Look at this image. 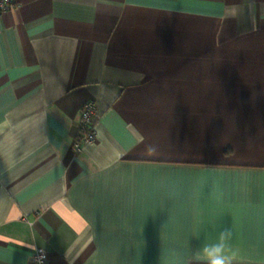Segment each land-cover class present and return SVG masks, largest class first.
Returning a JSON list of instances; mask_svg holds the SVG:
<instances>
[{
  "label": "crops",
  "instance_id": "0c3cea01",
  "mask_svg": "<svg viewBox=\"0 0 264 264\" xmlns=\"http://www.w3.org/2000/svg\"><path fill=\"white\" fill-rule=\"evenodd\" d=\"M87 101L96 137L76 153ZM225 230L237 264H264V0H12L0 264L35 247L48 264H189Z\"/></svg>",
  "mask_w": 264,
  "mask_h": 264
},
{
  "label": "clouds",
  "instance_id": "9594fccd",
  "mask_svg": "<svg viewBox=\"0 0 264 264\" xmlns=\"http://www.w3.org/2000/svg\"><path fill=\"white\" fill-rule=\"evenodd\" d=\"M199 238V236H195ZM231 231H218L217 238L203 244L191 255L189 264H237L240 260L239 249L232 245Z\"/></svg>",
  "mask_w": 264,
  "mask_h": 264
},
{
  "label": "built area",
  "instance_id": "2783aa9c",
  "mask_svg": "<svg viewBox=\"0 0 264 264\" xmlns=\"http://www.w3.org/2000/svg\"><path fill=\"white\" fill-rule=\"evenodd\" d=\"M11 6L12 0H0V17L8 11ZM94 112L95 105L93 101H87L83 104L79 118L80 132L73 143V150L76 153L80 152L85 144L92 143L95 140ZM29 264H48L45 249L42 247H35L31 254Z\"/></svg>",
  "mask_w": 264,
  "mask_h": 264
}]
</instances>
